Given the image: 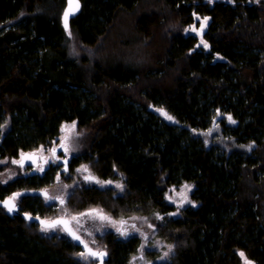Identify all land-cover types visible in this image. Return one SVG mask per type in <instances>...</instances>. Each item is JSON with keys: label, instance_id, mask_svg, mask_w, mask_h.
<instances>
[{"label": "trees", "instance_id": "trees-1", "mask_svg": "<svg viewBox=\"0 0 264 264\" xmlns=\"http://www.w3.org/2000/svg\"><path fill=\"white\" fill-rule=\"evenodd\" d=\"M78 2L66 29L67 0H0V131L10 122L0 158L49 146L76 120L83 149L71 170L85 162L94 176L121 172L125 189L82 184L66 206L150 217L172 253L149 250L135 264H241L240 252L264 264V0ZM194 14L210 16L208 50L185 33ZM69 28L88 52L71 53ZM44 169L0 182V198L36 190L16 202L20 211L53 217L38 191L58 171ZM184 181L197 205L156 216L175 209L165 192ZM41 227L0 205V264H97L66 232ZM98 239L104 264H133L141 242L113 231Z\"/></svg>", "mask_w": 264, "mask_h": 264}, {"label": "rangeland", "instance_id": "rangeland-1", "mask_svg": "<svg viewBox=\"0 0 264 264\" xmlns=\"http://www.w3.org/2000/svg\"><path fill=\"white\" fill-rule=\"evenodd\" d=\"M210 1L213 2L214 0H210ZM255 1H259V0H255ZM205 17H207L209 19L207 21L206 27H204V29H203V32L200 33L198 31L197 32L191 31L192 26H195L196 29H200L203 18H205ZM193 18H194L193 22L185 28V33L195 35L197 37V40H198L197 45H200V48H202L204 50H208L209 49V43L205 38V32H206V30L209 26L210 20H211L210 16H208V15L207 16H200L198 14H194ZM69 31H71V35H69V41H70L69 46H70L71 53L76 56L77 54L81 55L83 52H86V51L88 52L89 51L88 49H86L85 47H83L81 44L78 43V41L76 40V38L73 34V30L69 28ZM69 31H68V33H69ZM201 39H203V41H205L207 43L208 47H204L201 44ZM122 55H126L130 60H133V61L135 60L134 56L131 53H126V54L124 53ZM88 56H89V54H88ZM215 58L216 59H223V57L221 55H216ZM161 109H158V110H161ZM162 110H163V112H166L169 116H171L166 110H164V109H162ZM159 113L165 120L170 121V122H175L174 118L172 120H169L166 118V116L161 111H159ZM73 122H75V124H76L75 130L65 132L63 130L64 126L65 125H71ZM9 127H10V122H9V118H7L4 125L2 126V130L0 131V143H1V140H2L4 133L8 130ZM65 136L69 137V139L66 142L68 147H69L68 153H65V152H63L62 149H59V145L62 142H64L63 137H65ZM52 147H56L58 149L57 155L61 159L67 158L69 160L68 164H67V168H68L67 172L64 171V164L61 161V159L59 161H57L56 164L51 163V153L48 151V149H50ZM39 149L40 148H38L36 150V152L39 154V157H41V156L42 157H49V163L46 165H43V167L47 168L48 166H56L57 171H58L57 175H56V181L54 182V184L49 186L48 188H45V189L47 190V192L49 193L50 196L60 197V198H63V200H64V204H61L59 199L49 201L51 204V208H54L57 212L54 214L53 217H50L48 219H52L55 217H66L69 219L72 215H76V214H79L82 212H87L89 209H93V208L101 209L99 207H93V208H89V209L83 210V211L78 212V213H73L68 209V207L66 206V200L68 199L69 195L74 191V189L78 186H81L82 184L96 185V186L101 187V188H113L115 190L116 194H118V195L122 194L124 189H125L124 175L121 172L118 173V176L116 178H103V177L95 176L101 182H105V181H111L112 182V183H96V182H89V181L84 180L83 177L85 175H88V173L77 171V169H80L81 166H87L90 173L93 175L94 173L91 170V168L89 167L88 163L83 162L80 165H78L75 169L71 170V168L69 167L70 160L74 156L79 155V153H81V151L83 149V133H82V130L78 127L76 120L72 121V122H64L61 126L60 134L53 139V141L51 142V144L49 146L44 147V152L40 153L38 151ZM14 159L18 160V159H20V157H17ZM14 159H7V158L1 159L0 158V161H3V160L7 161V163H5V164H0V182L3 183V181H5V180L10 181V180L14 179L15 177H17L18 172H20L19 170H21V172L25 171L27 173H31L32 171L36 170V166H34L33 164H27L23 168H21L19 165L12 163V160H14ZM39 162H41L39 164L42 165L43 159H39ZM58 175H59V180H57ZM118 185H122V188L118 187ZM184 185H189L191 190L187 191V201L188 202L181 204L180 202L183 199V196L178 195V194L186 191L184 189ZM194 187H195V184L193 182H190V181H184L179 185H172V186L168 187L166 192H165V200L167 203L174 205L175 209L172 212H168L165 214H161L160 212H157L156 216H161V218H163L164 215L178 216V215H180L182 208L187 207V206H196L197 203L195 201H193L192 197H191V194L194 190ZM45 189H42V190H45ZM172 189H175V192H173ZM17 192H22L24 194H28V193H36L37 191L33 190V189H21ZM169 196L174 197L175 198L174 201L168 200L167 197H169ZM20 197H18L15 202H18ZM103 212H104V214L110 216L112 218V220H115V221L125 220V221H127V224L124 225V227H126L128 229L129 235H138L140 237V241H141L140 246L138 248V253L134 256V257H136V259L132 260L133 264H135L136 262H139V261H143L145 259V255H146L147 251H149V250H157L161 254V257L164 256L165 253H168L167 256H169L172 253L171 245L167 244L166 242H164L163 240H161L155 236L156 225L152 222L150 217L142 216V215H130V216H125V217H120V218H114L110 214L106 213L104 210H103ZM173 213H175V215H173ZM81 225H77L75 221L72 222L73 229L78 231V234L83 238V240L87 244H89L91 247H93L94 249H97V250H102V246L100 245V240L98 239V236L104 234L105 232L113 231L117 235L122 236V235H120L119 232H117L116 227H114L108 221H102L100 219H90L88 217H83V218H81ZM133 225L135 226V229H138L139 231H135L132 227ZM40 229H41V231H43L44 233L49 234V235L54 234V233L60 234V235L65 234V231L62 230V226H57L56 228H48V229L41 227ZM89 233H91V235H89ZM142 245H143V250L141 251ZM81 252H85V251L82 250V251H80V253ZM141 256L143 257V259H140ZM79 257L86 262H88L92 259L91 257H89L87 260H85L83 257H81V256H79ZM245 257H246V255H245ZM247 259L252 261L253 264H256L255 261H253L249 258H247ZM241 264H244V258L243 257H242Z\"/></svg>", "mask_w": 264, "mask_h": 264}, {"label": "snow or ice", "instance_id": "snow-or-ice-1", "mask_svg": "<svg viewBox=\"0 0 264 264\" xmlns=\"http://www.w3.org/2000/svg\"><path fill=\"white\" fill-rule=\"evenodd\" d=\"M68 3V9L64 11L63 13V18H64V27L66 29H68L69 25H68V20H69V16L77 11L79 9V2L78 0H67ZM199 19V18H198ZM209 18L205 17L203 18V21L201 23V27L200 29H196L195 26L191 27V31L193 32H203L204 27H206L207 25V21ZM69 35H71V31H69ZM201 44L204 47H208L207 43L205 41H203V39H201ZM197 47H200V45H197ZM161 111L167 119L172 120L173 117L169 116L166 112H163V110H158ZM230 121H231V117H227ZM233 123H235V121H232ZM76 128V124L75 122H73L71 125H65L63 130L65 132H69V131H74ZM69 139L68 136L63 137V141L60 145H59V149H62L63 152L68 153L69 152V147L67 145V140ZM40 153L44 152V147L40 146V149L38 150ZM48 151L51 153V163L56 164L57 161H59L61 158L57 155V151L58 149L56 147H52L50 149H48ZM21 158L20 159H14L12 160V163L19 165L21 168L24 167L25 162L30 161L32 164L36 165V170H38L39 172H44V167L43 165L37 163V161L39 159H43V164L46 165L49 163V157H38L36 152H31V153H24L21 152L20 154ZM7 163L6 160L0 161V164H5ZM63 164H64V171L67 172L68 168H67V164L68 161L67 159L63 160ZM78 172H84V173H88V175H85L83 178L86 181L89 182H96V183H112L111 181H105V182H101L99 181L95 176H93L88 167L87 166H81L80 169H77ZM57 180H59V175L57 176ZM3 183H7V181H3ZM118 187L122 188V185H118ZM184 189L186 191L179 193L178 195L183 196V199L181 200V204L188 202L187 201V191H190L191 188L189 185H184ZM43 194L45 196L46 199L48 200H60L61 204H64V200L63 198L60 197H50L48 195L47 190H42ZM173 192H175V189H172ZM24 195V193L22 192H16L13 193L12 196L8 197L7 199L0 201V204H3L5 207H7L8 211H15L16 210V203L15 201L17 200L18 197ZM168 200H172L174 201V197L169 196L167 197ZM29 219H31L32 217L29 214H25ZM67 215V214H66ZM173 215H175V213H173ZM83 217H88L90 219H100L102 221H108L109 223H111L114 227H116L117 232L120 233V235L122 236H128L129 235V231L126 227H124V225L127 224V221L125 220H120V221H115L112 220V218L106 214H104L102 209H97V208H93V209H89L87 212H82L76 215H72L69 219H66L64 217L58 218L56 220H52V221H42L41 223H43L45 225V229L48 228H56L57 226H62V230L67 232L70 236H72V238L74 240L80 241L81 243L84 244V247L86 249L85 252H81L78 253L79 256L83 257L85 260H87L89 257H98L101 261V264H103V257L107 255L106 252L103 251H93L92 248H90L88 246V244L82 239V237L78 234L77 230H74L72 227V222L75 221L77 225H81V218ZM82 226V225H81ZM133 229L135 231H139L138 229H135V226H132ZM89 235H91V233H89ZM143 250V245L141 246V251ZM168 255V253H165L164 256L166 257ZM239 255L241 257L244 258V264H253L252 261L248 260L244 253L241 252L239 253ZM136 257L133 258V260H135ZM140 259H143V257L141 256Z\"/></svg>", "mask_w": 264, "mask_h": 264}, {"label": "water", "instance_id": "water-1", "mask_svg": "<svg viewBox=\"0 0 264 264\" xmlns=\"http://www.w3.org/2000/svg\"><path fill=\"white\" fill-rule=\"evenodd\" d=\"M74 13V12H73ZM73 13L71 14V15H73ZM70 15V16H71ZM69 16V17H70ZM32 152H36V151H32ZM24 153H31V152H24ZM37 153V152H36ZM37 156L39 157V154L37 153ZM20 158H21V156H20ZM64 159H67V158H63V159H61V161L63 162V160ZM67 161H69L68 159H67ZM37 163H39V160L37 161ZM27 164H32L30 161H27V162H25V165H27ZM34 166H36L35 164H33ZM38 194H41V195H43L44 196V194H43V191L42 190H39L38 191ZM48 195H49V193H48ZM50 196V195H49ZM8 197H10V196H8ZM8 197H5V198H0V201H3V200H5V199H7ZM50 197H52V196H50ZM16 203V202H15ZM1 206H4L3 204H0ZM5 207V206H4ZM6 209H7V207H5ZM7 211H8V209H7ZM8 213L10 214V215H12V216H14V215H21L23 218H25V219H27V220H31V221H34V222H36V223H38L39 225H42V226H44L45 227V225L43 224V223H41L42 221H52V220H56V219H58V218H61V217H55V218H53V219H46V218H43V217H40L39 215H35V214H31V213H27V212H22V211H20V208H19V205H17V203H16V210L15 211H8ZM25 214H29L32 218L31 219H29ZM64 218H66V217H64ZM66 219H68V218H66ZM67 233V232H66ZM68 234V233H67ZM69 235V234H68ZM70 236V235H69ZM71 238H72V236H70ZM73 239V238H72ZM83 239V238H82ZM74 240V239H73ZM80 247H81V249L83 250V251H86V249H85V247H84V244L83 243H81L80 241H77V240H74ZM88 246L90 247V248H92L93 249V251H103V252H106V251H104V250H97V249H94L93 247H91L89 244H88ZM95 258H97V260H98V262H97V264H101V261H100V259L98 258V257H95ZM107 259V255L106 256H104L103 257V264H104V262H105V260Z\"/></svg>", "mask_w": 264, "mask_h": 264}]
</instances>
